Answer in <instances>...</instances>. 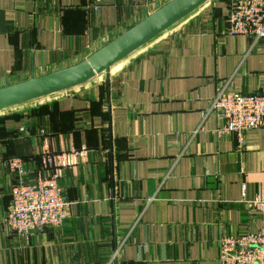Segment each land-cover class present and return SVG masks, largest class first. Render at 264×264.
<instances>
[{"label": "crops", "instance_id": "0c3cea01", "mask_svg": "<svg viewBox=\"0 0 264 264\" xmlns=\"http://www.w3.org/2000/svg\"><path fill=\"white\" fill-rule=\"evenodd\" d=\"M170 1L0 0V89L86 60ZM233 1L208 0L103 82L0 111V264H219L224 239L264 228L247 204L264 195V128L239 146L201 116L220 89L264 95V40L227 33ZM46 155L68 216L17 236L4 163L23 160L31 182Z\"/></svg>", "mask_w": 264, "mask_h": 264}, {"label": "built area", "instance_id": "2783aa9c", "mask_svg": "<svg viewBox=\"0 0 264 264\" xmlns=\"http://www.w3.org/2000/svg\"><path fill=\"white\" fill-rule=\"evenodd\" d=\"M227 33L250 37L252 45L264 40V0H234ZM209 113L215 114L219 121L216 135L219 138L236 135L239 146H242L246 132L264 128V95L231 93L220 89L209 109L202 113V121ZM19 131L25 130L20 128ZM43 161L44 176L31 182L24 181L26 171L23 160L10 158L4 163L17 181L11 187L3 222L20 237L59 228L68 216L71 203L59 186L61 172L56 158L46 155ZM247 204L264 207V195ZM220 246L219 264H264V228L256 235L224 239Z\"/></svg>", "mask_w": 264, "mask_h": 264}, {"label": "water", "instance_id": "95a60500", "mask_svg": "<svg viewBox=\"0 0 264 264\" xmlns=\"http://www.w3.org/2000/svg\"><path fill=\"white\" fill-rule=\"evenodd\" d=\"M208 0H171L73 66L0 89V111L81 86L188 16Z\"/></svg>", "mask_w": 264, "mask_h": 264}, {"label": "rangeland", "instance_id": "374dc122", "mask_svg": "<svg viewBox=\"0 0 264 264\" xmlns=\"http://www.w3.org/2000/svg\"><path fill=\"white\" fill-rule=\"evenodd\" d=\"M125 58H126V57H125ZM125 58H124V59H125ZM124 59L120 60L118 63H116V64L113 65V66H115V67L118 66V65L120 64V62L123 61ZM113 66H112V67H113ZM112 67H111V68H112ZM105 74H106V72L101 73V74L95 76V78H94L93 80L96 79V80H100L99 82H103V80L105 79ZM102 78H103V79H102ZM72 90H73V89H72Z\"/></svg>", "mask_w": 264, "mask_h": 264}, {"label": "bare ground", "instance_id": "6f19581e", "mask_svg": "<svg viewBox=\"0 0 264 264\" xmlns=\"http://www.w3.org/2000/svg\"><path fill=\"white\" fill-rule=\"evenodd\" d=\"M205 3H206V2H205ZM205 3H204V4H205ZM197 9H198V8H197ZM193 12H194V11H193ZM190 14H191V13H190ZM184 18H185V17H184ZM181 20H182V19H181ZM178 22H179V21H178ZM175 24H176V23H175ZM172 26H173V25H172ZM169 28H170V27H169ZM166 30H167V29H166ZM162 33H163V32H162ZM150 41H151V40H150ZM147 43H148V42H147ZM144 45H145V44H144ZM141 47H142V46H141ZM138 49H139V48H138ZM138 49H137V50H138ZM137 50H136V51H137ZM134 52H135V51H134ZM131 54H132V53H131ZM131 54H130V55H131ZM128 56H129V55H128ZM128 56H127V57H128ZM96 76H97V75H96ZM94 78H95V77H94ZM91 80H92V79H91ZM88 82H89V81H88ZM71 89H72V88H71ZM65 91H66V90H65ZM62 92H63V91H62Z\"/></svg>", "mask_w": 264, "mask_h": 264}, {"label": "trees", "instance_id": "16d2710c", "mask_svg": "<svg viewBox=\"0 0 264 264\" xmlns=\"http://www.w3.org/2000/svg\"><path fill=\"white\" fill-rule=\"evenodd\" d=\"M152 40H153V39H152ZM149 42H150V41H149ZM146 44H147V43H146ZM143 46H144V45H143ZM140 48H141V47H140ZM135 52H136V51H135ZM135 52H133L132 54H134ZM132 54H131V55H132ZM126 58H127V57H126ZM93 79H94V78H93ZM93 79H92V80H93ZM90 81H91V80H90ZM90 81H89V82H90ZM50 96H51V95H50Z\"/></svg>", "mask_w": 264, "mask_h": 264}]
</instances>
